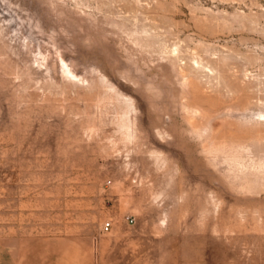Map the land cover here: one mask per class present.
<instances>
[{"label": "rangeland", "instance_id": "obj_1", "mask_svg": "<svg viewBox=\"0 0 264 264\" xmlns=\"http://www.w3.org/2000/svg\"><path fill=\"white\" fill-rule=\"evenodd\" d=\"M0 264H264V0H0Z\"/></svg>", "mask_w": 264, "mask_h": 264}, {"label": "built area", "instance_id": "obj_2", "mask_svg": "<svg viewBox=\"0 0 264 264\" xmlns=\"http://www.w3.org/2000/svg\"><path fill=\"white\" fill-rule=\"evenodd\" d=\"M110 228H111V223L110 222L104 224V226H103V230L105 232H108L110 230Z\"/></svg>", "mask_w": 264, "mask_h": 264}]
</instances>
